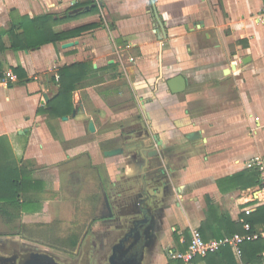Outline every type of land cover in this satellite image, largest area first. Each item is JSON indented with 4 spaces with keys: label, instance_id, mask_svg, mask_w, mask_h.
Segmentation results:
<instances>
[{
    "label": "crops",
    "instance_id": "0c3cea01",
    "mask_svg": "<svg viewBox=\"0 0 264 264\" xmlns=\"http://www.w3.org/2000/svg\"><path fill=\"white\" fill-rule=\"evenodd\" d=\"M94 5L95 12L53 27L93 25L77 36L11 48L9 30L21 17L62 18ZM0 35L1 69L18 76L0 84V137L10 160L41 183L34 191L40 209L22 212V223H51L45 194L82 186L97 212L81 236L116 235L115 222L123 230L149 211L147 264H175L174 233L183 241L207 219L210 231H222L261 204L257 186L218 180L264 160V0H0ZM85 62L72 111L45 112L58 93L59 69ZM177 75L186 87L172 93L167 81ZM184 147L186 155L177 151ZM114 148L123 152L104 155ZM255 229L264 243V226ZM217 263L229 264L226 252L192 264Z\"/></svg>",
    "mask_w": 264,
    "mask_h": 264
},
{
    "label": "trees",
    "instance_id": "16d2710c",
    "mask_svg": "<svg viewBox=\"0 0 264 264\" xmlns=\"http://www.w3.org/2000/svg\"><path fill=\"white\" fill-rule=\"evenodd\" d=\"M95 11L96 5L86 11L75 15H65L62 18H56L51 14H43L33 18L21 17L18 22L12 23L9 30L12 40L11 48L13 50H32L47 43H55L75 37L85 28L93 25L81 26L72 29V31L60 33H55L53 27L61 22L76 19ZM3 50L4 46L0 35V51ZM88 67H90V63L85 62L75 63L59 69L58 93L47 103L48 107L45 112L51 116L59 117L72 111V93L88 74ZM2 141L3 137H0V216L11 221L19 217L22 212H35L40 209V199L34 191L40 190L41 183L31 178L29 170L19 167L14 161L10 160L9 151ZM227 182L236 183L243 188L255 187L259 183L258 173L255 168H248L230 177L218 180L219 185ZM246 223L250 225L251 232H255L257 225L264 226V203L261 202L252 213H243L237 222L228 224L227 227L221 229L222 231H210L208 219L198 230L204 240L217 239L235 233H245L244 224ZM182 238L183 241H181L179 235L174 233V240L179 251H185L187 248L189 241L187 230ZM222 251L227 253L229 264H237L229 247L210 253L205 258L220 256ZM262 252H264V243L261 237L245 242L242 245L241 261L243 264H246V262L262 264ZM174 262L175 264H182L181 260L174 259Z\"/></svg>",
    "mask_w": 264,
    "mask_h": 264
},
{
    "label": "rangeland",
    "instance_id": "374dc122",
    "mask_svg": "<svg viewBox=\"0 0 264 264\" xmlns=\"http://www.w3.org/2000/svg\"><path fill=\"white\" fill-rule=\"evenodd\" d=\"M180 149L177 151L185 155L189 152L188 147ZM90 195L88 188L70 187L68 184L62 185L58 192L45 194L43 198L50 201L55 213L51 223L43 226L24 224L20 216L11 221L0 216V251H8L10 247H6V243L17 249L20 243H26L56 256L62 264H87L83 260L79 261L75 251L88 220L97 212L89 210ZM95 205L98 207L99 202ZM16 230H19V235L15 233ZM109 252L108 247L104 251H97L91 264H106Z\"/></svg>",
    "mask_w": 264,
    "mask_h": 264
},
{
    "label": "flooded vegetation",
    "instance_id": "af4514ba",
    "mask_svg": "<svg viewBox=\"0 0 264 264\" xmlns=\"http://www.w3.org/2000/svg\"><path fill=\"white\" fill-rule=\"evenodd\" d=\"M138 210V209H137ZM155 217L149 211H143L138 218H131L125 228L115 222L114 227H117L118 234H106L103 230L102 237L81 236L75 253L79 257V261L83 260L87 264L94 262L93 256L97 251H104L107 247L110 249L107 263L114 251L123 256L131 251L139 244L144 245L142 263L147 264L151 253L152 228L154 227ZM15 233H19L16 230ZM19 235V234H18ZM27 237V236H25ZM10 247L8 251H0V264H62L57 261L56 256L39 249L38 247L20 243V248H12L11 244H5Z\"/></svg>",
    "mask_w": 264,
    "mask_h": 264
},
{
    "label": "built area",
    "instance_id": "2783aa9c",
    "mask_svg": "<svg viewBox=\"0 0 264 264\" xmlns=\"http://www.w3.org/2000/svg\"><path fill=\"white\" fill-rule=\"evenodd\" d=\"M18 80L17 74L11 68L0 69V84L14 83ZM249 168H255L258 173V197L264 203V160L260 157L253 158L247 165ZM245 233H235L217 239L204 240L197 228L190 229L189 241L185 251H170L171 259L181 260L182 264H192L197 258H204L210 253L229 247L233 255L240 259L242 255V245L245 242L258 239L261 234L251 232L250 225L244 224Z\"/></svg>",
    "mask_w": 264,
    "mask_h": 264
},
{
    "label": "water",
    "instance_id": "95a60500",
    "mask_svg": "<svg viewBox=\"0 0 264 264\" xmlns=\"http://www.w3.org/2000/svg\"><path fill=\"white\" fill-rule=\"evenodd\" d=\"M158 19L159 18L157 17V20ZM73 44H74V42H67L63 46L69 47V46H72ZM167 85H168L169 90L172 93H178V92H182L185 90L186 81H185L184 76L177 75L176 77L168 80ZM75 112L76 111H74L73 114H75ZM64 118H66V117H64ZM88 130L90 132H94V130H95L94 124L92 121H89V123H88ZM122 152H123L122 148H114V149L104 151V155L114 156V155L120 154ZM153 155L157 156L158 152L155 151ZM149 194H150V192H148V195ZM143 249H144V245L139 244L138 246H135L131 251H129L127 254H125L123 256L117 254L116 251H114L109 258L108 264H141L142 263V256H143Z\"/></svg>",
    "mask_w": 264,
    "mask_h": 264
}]
</instances>
